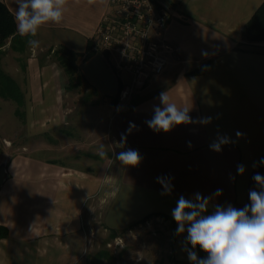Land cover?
Segmentation results:
<instances>
[{
	"label": "crops",
	"instance_id": "1",
	"mask_svg": "<svg viewBox=\"0 0 264 264\" xmlns=\"http://www.w3.org/2000/svg\"><path fill=\"white\" fill-rule=\"evenodd\" d=\"M110 1L67 0L62 23L44 25L36 39L52 53L61 47L84 53L93 43L95 53L79 60V72L106 104L114 146L119 153L137 151L141 161H119L120 172L106 193L101 180L83 170L17 154L0 185V226L7 230L0 238V264H80L88 238L83 208L95 197L102 198L100 218L110 232L152 217L175 222L171 212L180 196L199 193L212 196L211 205L236 208L250 203L253 176L264 158V39L250 41L244 29L264 0H155L169 14L161 40L172 51H164V72L121 109L113 99L128 76L115 71L111 53L95 47ZM0 2L15 18L16 0ZM47 70L30 65L27 92L17 82L25 101L43 100L52 78ZM166 92L178 107H188L193 122L154 131L147 121L155 107H163L159 97ZM219 137L229 142L217 152L210 145ZM159 177L170 179L169 194H162ZM217 190L222 194L213 196ZM176 229L175 222L174 258L191 264L184 251L187 233L177 235ZM195 251L200 258L207 255Z\"/></svg>",
	"mask_w": 264,
	"mask_h": 264
},
{
	"label": "rangeland",
	"instance_id": "2",
	"mask_svg": "<svg viewBox=\"0 0 264 264\" xmlns=\"http://www.w3.org/2000/svg\"><path fill=\"white\" fill-rule=\"evenodd\" d=\"M30 65L48 67V78H52L39 102L31 98L18 106L0 97V167L5 171L17 154L57 160L98 178L107 193L120 172V163L119 151L109 134L105 102L84 81L67 87V77L54 52L47 48L32 49L27 44L19 52L10 47L9 40L1 48L0 67L26 92ZM101 145L107 152L105 158L97 155ZM256 173L264 176L261 162ZM252 184L259 190L254 180ZM101 199H89L83 208L88 238L80 264H187L174 258V226L170 220L152 217L111 234L100 218Z\"/></svg>",
	"mask_w": 264,
	"mask_h": 264
},
{
	"label": "clouds",
	"instance_id": "3",
	"mask_svg": "<svg viewBox=\"0 0 264 264\" xmlns=\"http://www.w3.org/2000/svg\"><path fill=\"white\" fill-rule=\"evenodd\" d=\"M79 3V0H76ZM93 4L94 0H87ZM15 11L17 31L21 37H30L27 43L30 48L40 47L36 39L38 32L46 24H60L64 19L67 0H16ZM163 107L154 108V116L147 121L154 131L169 132L175 125L190 124L188 107H178L166 93L160 94ZM237 133V136H241ZM228 138L219 137L210 147L221 151V145L228 143ZM97 155L107 157L103 145ZM117 159L124 165L136 166L141 157L135 150L129 149L118 154ZM264 164V159L261 160ZM255 166V165H254ZM237 171L243 175L245 168L238 165ZM158 182L164 187V193L171 192L169 178L159 177ZM256 188L249 191V204L243 208L211 205L212 196L205 197L197 193L192 199L180 196L171 215L177 224L176 234L187 233L185 247L191 264H264V176L254 174ZM217 190L213 196L221 195ZM210 205L213 207L208 213ZM190 245L191 247H188ZM199 248L207 255L200 258L195 251Z\"/></svg>",
	"mask_w": 264,
	"mask_h": 264
},
{
	"label": "built area",
	"instance_id": "4",
	"mask_svg": "<svg viewBox=\"0 0 264 264\" xmlns=\"http://www.w3.org/2000/svg\"><path fill=\"white\" fill-rule=\"evenodd\" d=\"M169 19L167 10L155 0H111L95 38V47L115 58L114 69L126 74L118 93L120 109L154 76L162 74L167 65L164 51H172L161 40Z\"/></svg>",
	"mask_w": 264,
	"mask_h": 264
},
{
	"label": "trees",
	"instance_id": "5",
	"mask_svg": "<svg viewBox=\"0 0 264 264\" xmlns=\"http://www.w3.org/2000/svg\"><path fill=\"white\" fill-rule=\"evenodd\" d=\"M244 34L246 39L262 40L264 39V3L257 10L252 19L245 26ZM30 37H21L17 31L16 21L14 16L6 8V6L0 2V54L1 48L10 41V47L19 52H23L26 48L27 40ZM95 53L93 49V43L90 41L88 47L84 53H77L61 47L54 51L56 60L67 77V87L79 86L80 82L84 81L83 76L79 72L78 62L79 60H87ZM200 71H195L199 73ZM0 97L5 100H12L18 106L25 104V97L21 91L17 82L7 74L0 67ZM113 101H118L116 96ZM136 224V223H135ZM175 228V222L172 221ZM119 231H111V234ZM7 235V230L0 226V238Z\"/></svg>",
	"mask_w": 264,
	"mask_h": 264
},
{
	"label": "water",
	"instance_id": "6",
	"mask_svg": "<svg viewBox=\"0 0 264 264\" xmlns=\"http://www.w3.org/2000/svg\"><path fill=\"white\" fill-rule=\"evenodd\" d=\"M4 167L1 166L0 167V185L2 184L3 180H4Z\"/></svg>",
	"mask_w": 264,
	"mask_h": 264
}]
</instances>
